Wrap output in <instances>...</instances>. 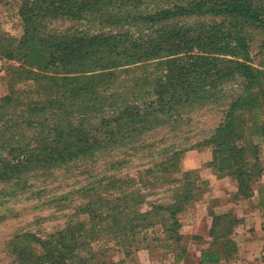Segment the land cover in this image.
Returning a JSON list of instances; mask_svg holds the SVG:
<instances>
[{
  "label": "rangeland",
  "instance_id": "1",
  "mask_svg": "<svg viewBox=\"0 0 264 264\" xmlns=\"http://www.w3.org/2000/svg\"><path fill=\"white\" fill-rule=\"evenodd\" d=\"M22 1L0 0V47L22 35ZM257 3L264 20V0ZM168 23L229 27L247 46L256 78L244 116L258 145L248 187L238 186L229 160H214L218 101L141 127L122 104L151 96L139 93L153 68H119L109 80L41 71L0 51V264H49L50 255L53 264H264V138L255 120L264 121V22L203 15ZM88 26L50 21L54 33ZM225 84L221 104L244 90L237 79ZM195 217L199 225L186 229ZM137 250L146 254L138 259ZM202 251L217 261L201 262Z\"/></svg>",
  "mask_w": 264,
  "mask_h": 264
},
{
  "label": "trees",
  "instance_id": "2",
  "mask_svg": "<svg viewBox=\"0 0 264 264\" xmlns=\"http://www.w3.org/2000/svg\"><path fill=\"white\" fill-rule=\"evenodd\" d=\"M153 1L23 0L18 10L22 35L15 45L5 41L0 51L8 59H22L41 71L55 67L67 73L110 76L109 80L115 78L119 68H153L143 74L147 86L139 93V97L151 96L122 104V112L135 118L141 127L149 120L153 126L180 116L185 108L191 110L218 101L222 120L216 134L210 137L214 160H229L226 168L237 179L238 186L248 187L247 181L254 173L251 167L258 160V145L248 137L249 120L244 116L251 102L248 83L256 78L247 46L242 36L229 27H183L168 20L212 15L264 22L262 8L257 0H171L161 6H154ZM57 17L84 20L89 26L85 32L54 33L50 21ZM93 28L95 31L88 33ZM212 74L217 78L209 79ZM235 79L244 90L221 104L226 94L225 83ZM131 95L135 96V92ZM238 117L240 120L236 121ZM255 120H260L257 137L263 139L264 121L260 116ZM104 121L109 119L102 118ZM19 157L16 164L24 160V156ZM215 254L202 251L201 262H216ZM50 257L49 264H53L57 256Z\"/></svg>",
  "mask_w": 264,
  "mask_h": 264
},
{
  "label": "crops",
  "instance_id": "3",
  "mask_svg": "<svg viewBox=\"0 0 264 264\" xmlns=\"http://www.w3.org/2000/svg\"><path fill=\"white\" fill-rule=\"evenodd\" d=\"M200 211H201V209H200ZM201 221L203 222L206 220L204 218H201ZM198 225H199V220L195 217L191 220V223H189L185 227H186V229L188 228V229H191L190 231H192V229L196 228V226H198ZM144 253L146 254V252H144L143 250H137L134 254H135V257H137L138 259H141V255ZM198 258H200V254H198ZM212 264H215V263H212Z\"/></svg>",
  "mask_w": 264,
  "mask_h": 264
}]
</instances>
